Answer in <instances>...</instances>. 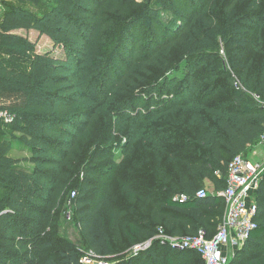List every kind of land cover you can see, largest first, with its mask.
<instances>
[{
    "label": "trees",
    "instance_id": "trees-1",
    "mask_svg": "<svg viewBox=\"0 0 264 264\" xmlns=\"http://www.w3.org/2000/svg\"><path fill=\"white\" fill-rule=\"evenodd\" d=\"M2 3L0 102L14 99L1 104L14 121L0 122V264H82L86 252L106 264H203L155 240L131 250L160 228L215 236L227 165L264 135V0ZM9 134L29 158L9 156ZM93 177H106L97 198ZM206 181L215 193L196 198ZM71 192L81 248L56 235ZM254 196L256 229L229 264H264V174Z\"/></svg>",
    "mask_w": 264,
    "mask_h": 264
},
{
    "label": "built area",
    "instance_id": "built-area-1",
    "mask_svg": "<svg viewBox=\"0 0 264 264\" xmlns=\"http://www.w3.org/2000/svg\"><path fill=\"white\" fill-rule=\"evenodd\" d=\"M2 15V0H0V17ZM14 121V115L0 105V122L9 125ZM264 148V135L258 142ZM264 174V164H253L242 155L234 157L227 165L226 188L218 194L224 201V215L215 236L207 239L203 232L195 236L171 237L160 228L152 240L132 248V253L138 255L146 251L152 242L158 241L176 251H192L197 253L203 264H229L235 253L245 245L251 232L256 229L257 206L255 193L258 183ZM217 176H219L216 173ZM205 189L196 193V198L207 196ZM185 196H177L175 202H185ZM91 258H83L82 264H92ZM95 264H105L102 261Z\"/></svg>",
    "mask_w": 264,
    "mask_h": 264
},
{
    "label": "rangeland",
    "instance_id": "rangeland-1",
    "mask_svg": "<svg viewBox=\"0 0 264 264\" xmlns=\"http://www.w3.org/2000/svg\"><path fill=\"white\" fill-rule=\"evenodd\" d=\"M136 1L138 3H142L144 0H136ZM13 3H14V5H22V3L19 1L18 2L13 1ZM4 9L5 8H4L3 3H2V12L4 11ZM21 34L28 36L32 42H37V49L39 51H44L50 47V43H49V41H47V39H45V38H39L38 39V35L35 33L31 32V33L26 34L24 32H21ZM155 93H156V97H158L159 95L162 94V92L160 90L156 91ZM9 101L13 102L14 99H12V97H8L6 99H3L0 102V105L2 103H8ZM144 101H145V99L143 98L142 104L139 106V108L143 111L145 110V106H146ZM0 131L4 132V131H2L1 128H0ZM9 135H7L8 138H10L12 141L15 142L14 146H13V150L11 151L9 156L14 158V159H19V160L29 158V153L26 151V147H24L21 143H19V136L18 135H15V136L10 135L9 136ZM259 148H261V147H259ZM252 162L264 164V154H262L261 150L256 153V156H255L254 160H252ZM102 164L106 167H109V164L107 163L106 160H103ZM22 166H25L26 168L31 169V166L28 164L22 163ZM93 172H96V171H93ZM123 175H124V173L122 171L117 170V171H113L111 177H112V179H114L117 176H123ZM94 176H95V174H94ZM105 178H99V179L96 177L91 178L92 181H90V182L92 184H95V188L90 193V196L92 198H97L98 196H100L99 193L102 190V185L106 182ZM72 193L73 192H71L69 195V200H67L68 203H65V205L61 208V211L57 215L56 235L58 238L64 239V240L78 246L79 248H81L82 247V245H81L82 240H81L80 235H79V229L76 225V222L73 220V209H72V206H73L72 203L73 202L72 201H74L76 199V195H72ZM66 204H67V206H66ZM118 205H120V208L124 207V209L126 211L125 216L130 217V218H140L138 215L139 211H138L137 205H133L130 207L129 205L126 204V201L123 199L118 200ZM151 245L148 249H150L152 247ZM49 255L53 257V256H55V252H51ZM86 257L91 258L90 252H86V254L84 255L83 258H86ZM98 262L99 261L97 259L92 258V264H95ZM104 263L106 264V261Z\"/></svg>",
    "mask_w": 264,
    "mask_h": 264
},
{
    "label": "crops",
    "instance_id": "crops-1",
    "mask_svg": "<svg viewBox=\"0 0 264 264\" xmlns=\"http://www.w3.org/2000/svg\"><path fill=\"white\" fill-rule=\"evenodd\" d=\"M260 150L262 151V154H264V148L259 143L256 145L248 146L246 149V152L242 156L253 164H259V163L252 162V160H254L256 153L259 152ZM204 189L207 191L208 195H213L215 193L213 185L210 182H207V181L205 182Z\"/></svg>",
    "mask_w": 264,
    "mask_h": 264
}]
</instances>
